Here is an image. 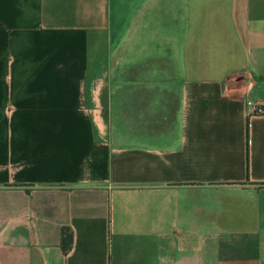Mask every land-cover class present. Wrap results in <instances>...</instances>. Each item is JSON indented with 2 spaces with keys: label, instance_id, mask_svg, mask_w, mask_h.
<instances>
[{
  "label": "crops",
  "instance_id": "1",
  "mask_svg": "<svg viewBox=\"0 0 264 264\" xmlns=\"http://www.w3.org/2000/svg\"><path fill=\"white\" fill-rule=\"evenodd\" d=\"M248 97L264 0H0V264H264Z\"/></svg>",
  "mask_w": 264,
  "mask_h": 264
},
{
  "label": "built area",
  "instance_id": "2",
  "mask_svg": "<svg viewBox=\"0 0 264 264\" xmlns=\"http://www.w3.org/2000/svg\"><path fill=\"white\" fill-rule=\"evenodd\" d=\"M237 75L236 77H245L246 79H249V85L251 83V76L248 72H243V73H237L235 74ZM227 89H232V84L228 83L227 84ZM250 91V86H248L246 88V93H248ZM246 108H247V114L248 117H252L255 115H259V114H263L264 113V102H262L261 100H254L251 97H248L246 99Z\"/></svg>",
  "mask_w": 264,
  "mask_h": 264
},
{
  "label": "trees",
  "instance_id": "3",
  "mask_svg": "<svg viewBox=\"0 0 264 264\" xmlns=\"http://www.w3.org/2000/svg\"><path fill=\"white\" fill-rule=\"evenodd\" d=\"M73 242V233L70 228L64 227L62 229V247L65 251L69 250Z\"/></svg>",
  "mask_w": 264,
  "mask_h": 264
}]
</instances>
